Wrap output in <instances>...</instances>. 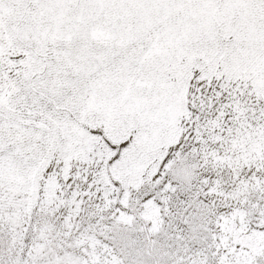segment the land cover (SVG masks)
<instances>
[{
  "label": "snow or ice",
  "instance_id": "obj_1",
  "mask_svg": "<svg viewBox=\"0 0 264 264\" xmlns=\"http://www.w3.org/2000/svg\"><path fill=\"white\" fill-rule=\"evenodd\" d=\"M0 264H264V0H0Z\"/></svg>",
  "mask_w": 264,
  "mask_h": 264
}]
</instances>
